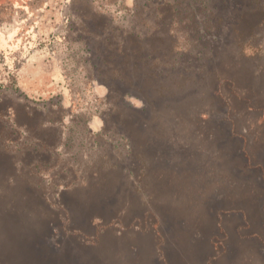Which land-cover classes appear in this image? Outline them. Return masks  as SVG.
Segmentation results:
<instances>
[{
    "label": "rangeland",
    "instance_id": "1",
    "mask_svg": "<svg viewBox=\"0 0 264 264\" xmlns=\"http://www.w3.org/2000/svg\"><path fill=\"white\" fill-rule=\"evenodd\" d=\"M0 264H264V0H0Z\"/></svg>",
    "mask_w": 264,
    "mask_h": 264
},
{
    "label": "trees",
    "instance_id": "2",
    "mask_svg": "<svg viewBox=\"0 0 264 264\" xmlns=\"http://www.w3.org/2000/svg\"><path fill=\"white\" fill-rule=\"evenodd\" d=\"M0 161H3V158H2V156H0Z\"/></svg>",
    "mask_w": 264,
    "mask_h": 264
}]
</instances>
